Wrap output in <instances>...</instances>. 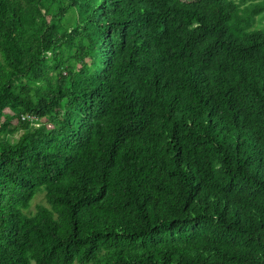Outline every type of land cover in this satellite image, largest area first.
<instances>
[{
	"label": "trees",
	"instance_id": "16d2710c",
	"mask_svg": "<svg viewBox=\"0 0 264 264\" xmlns=\"http://www.w3.org/2000/svg\"><path fill=\"white\" fill-rule=\"evenodd\" d=\"M263 22L0 0V264H264Z\"/></svg>",
	"mask_w": 264,
	"mask_h": 264
},
{
	"label": "rangeland",
	"instance_id": "374dc122",
	"mask_svg": "<svg viewBox=\"0 0 264 264\" xmlns=\"http://www.w3.org/2000/svg\"><path fill=\"white\" fill-rule=\"evenodd\" d=\"M260 28L264 29V22L263 25H260ZM17 137H18L17 135H15V137H11L10 141L15 142ZM37 205H45L44 195L41 193H38L35 196L34 200L32 201L31 207L27 213H34Z\"/></svg>",
	"mask_w": 264,
	"mask_h": 264
}]
</instances>
